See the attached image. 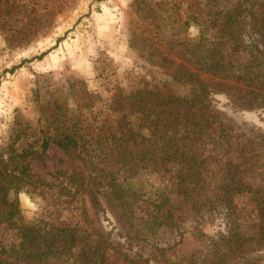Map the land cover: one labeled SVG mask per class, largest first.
Segmentation results:
<instances>
[{
  "label": "rangeland",
  "instance_id": "374dc122",
  "mask_svg": "<svg viewBox=\"0 0 264 264\" xmlns=\"http://www.w3.org/2000/svg\"><path fill=\"white\" fill-rule=\"evenodd\" d=\"M24 148L7 263L264 264V0H0V152Z\"/></svg>",
  "mask_w": 264,
  "mask_h": 264
},
{
  "label": "trees",
  "instance_id": "16d2710c",
  "mask_svg": "<svg viewBox=\"0 0 264 264\" xmlns=\"http://www.w3.org/2000/svg\"><path fill=\"white\" fill-rule=\"evenodd\" d=\"M46 52H43L39 57H43ZM21 65H15L12 67L11 71L16 69ZM177 120L176 117H173L172 121ZM157 121H155L156 123ZM182 125L181 122H178L175 126ZM201 128H198L200 130ZM159 130V129H158ZM179 132V128H176L174 134H177ZM173 139H177L175 136ZM50 141L57 143L62 148H68V147H77L78 146V140L74 137H72L69 134H65L62 136H59L57 138L55 137H48L45 138L42 142L43 150L47 149ZM168 145V146H167ZM170 142L167 141V143L160 149L161 153L164 151H169ZM179 149H175L173 151L172 157H181V153L178 151ZM32 150L30 148H24L20 152L19 151H10L9 156L7 158L4 157V153L0 152V224L6 223L8 225H16L17 221L23 218V210L20 206V201L18 197H11L10 192L13 191L15 193H20L21 191L25 190L26 187L33 182L32 177L33 173H31V168L29 165V162L26 160V157L29 153H31ZM154 153V152H152ZM169 155V154H166ZM170 157V158H172ZM120 188L118 190V187H116L113 190V197L118 201V204L120 206L126 207L129 206L130 201L128 198L127 200H124L122 193L119 194ZM131 203H135V200H131ZM27 237L28 234H24ZM33 242V240H31ZM50 244V243H49ZM21 246H24V243H21ZM67 248V245L65 246ZM70 247V246H69ZM68 247V249H69ZM39 249V248H38ZM64 248H59V246H53L50 248V246L47 248L46 254L51 253H57L59 254L63 253ZM37 248L34 245L31 246L30 249H27V252L30 254V256H34L37 258V254L39 252L36 251ZM3 253H6V247H2ZM29 256V257H30ZM41 260L33 261L34 264H40ZM0 264H12L7 263L0 257Z\"/></svg>",
  "mask_w": 264,
  "mask_h": 264
}]
</instances>
